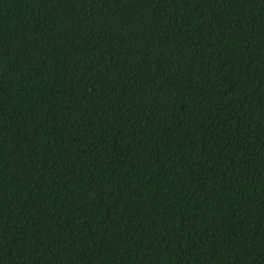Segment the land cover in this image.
<instances>
[{
	"label": "trees",
	"instance_id": "1",
	"mask_svg": "<svg viewBox=\"0 0 264 264\" xmlns=\"http://www.w3.org/2000/svg\"><path fill=\"white\" fill-rule=\"evenodd\" d=\"M0 264H264V0H0Z\"/></svg>",
	"mask_w": 264,
	"mask_h": 264
}]
</instances>
